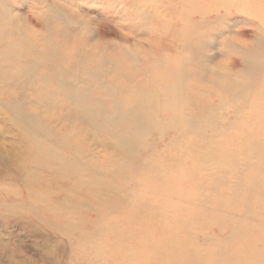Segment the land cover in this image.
Wrapping results in <instances>:
<instances>
[{"label": "rangeland", "instance_id": "374dc122", "mask_svg": "<svg viewBox=\"0 0 264 264\" xmlns=\"http://www.w3.org/2000/svg\"><path fill=\"white\" fill-rule=\"evenodd\" d=\"M15 1L10 6L24 20L41 7V0ZM182 1L156 2L160 20L150 26L169 36L138 48L142 61H130L136 68L118 65L104 77L92 67L83 77L65 76L66 56H76L79 46L57 42L55 24L48 29L31 21L24 27L27 20L18 17L9 33L0 32V264H235L264 250V193L252 186L264 170L252 156L255 150L264 157V69L255 90L244 97L243 90L238 106L216 111L211 126L151 130L145 146L129 140L132 146L120 147L123 152L114 143L134 131L132 116L121 118L117 111L160 90V77L174 72L178 58L162 64L161 57L172 55L161 46L164 40L179 45L184 24L205 25L203 59L192 66L203 72L196 78L206 95L190 93L191 85L184 113L189 120L202 118L206 105L232 100L237 58L264 63V0H188L192 11ZM235 1L245 8L232 6ZM81 6L93 21L105 14L100 6ZM43 34L55 42L48 45ZM109 40L121 42L115 34ZM92 64L99 65L96 59ZM158 65L163 69L157 78ZM92 72L99 73L91 83L97 89L74 102L60 77L72 82L66 87H81ZM103 86L106 91L99 90ZM97 100L109 118L96 116L92 127L81 109ZM170 113L157 112L162 125ZM89 190L94 198L86 196ZM171 241L177 256H168Z\"/></svg>", "mask_w": 264, "mask_h": 264}, {"label": "bare ground", "instance_id": "6f19581e", "mask_svg": "<svg viewBox=\"0 0 264 264\" xmlns=\"http://www.w3.org/2000/svg\"><path fill=\"white\" fill-rule=\"evenodd\" d=\"M12 1L16 3L15 0H7V2H5L4 0H0L1 34L5 31L9 33L12 27L17 24L18 17L19 20H24L21 19L22 17L20 16L19 11H17L18 9L12 8L10 6ZM158 1L161 0H41L40 9H33L30 11L27 17H23L25 18L24 21L27 20L24 24V27L26 26V24L29 25L31 21H33L34 27L36 26L35 23L39 22L43 25V27H47L48 29L53 28L52 26L53 24H55V28H57L56 35L58 36L57 42L63 41L62 43H65V45L66 43H68V47L71 48L72 46H74V43L79 46V52L76 56L71 57L70 54L69 56H66L65 60L66 63L68 61L71 72L70 70L67 71V69L64 70L66 72H64L65 76H68V74H70L72 75L71 79L75 77L77 78L79 76L83 77L81 75L84 74V69H90V67H92L93 69L101 72L104 77L105 73L113 70L114 67L118 65L120 66V68L125 69V64L128 63L129 68H136L130 61H132V59H138L139 56H136L139 54L137 53L138 48H144L146 46L152 47L155 44V40H161L164 37L169 36L166 30H163L158 35L157 32L150 26V23L157 19V17L160 20L159 11L156 9H158V6H161V4L159 3L158 6L154 8L155 3ZM225 1L226 0H220V2L223 4H225ZM166 2H169V0H166ZM188 2V0H183L181 4L184 6L185 11H192ZM19 3L20 2H18V4ZM82 3L98 7L100 6L105 13L102 15L101 21H93L91 19H88L87 16L83 15L81 10H83L84 7L81 6ZM231 5L239 7V9L245 8V6L241 5L238 1L231 3ZM249 8L252 10V12L256 10V7L251 5L249 6ZM246 10H248L247 7ZM259 17L264 21V13H260ZM161 22L163 21L161 20ZM201 24L204 25V23ZM201 24H191L192 26L184 24L180 32V43L177 46L172 44L171 42L167 43L165 40L163 41L164 45L161 47L168 53L170 52L172 56L165 55V57H161L163 61L162 64L173 62L178 58L174 72L166 73L168 78L163 80V75L161 74L163 68L159 65L155 67L156 69L154 70L157 73V78L162 75V77H160V81L158 82L160 90L155 89V91H152L148 95L144 93L145 95L142 96L141 100L134 103L131 100L129 103H127L125 111H117L116 116L118 117H125L126 114L132 116V119H130V121L132 126L134 127V131L130 136L123 135L119 138L116 136L114 138L116 148L120 149L121 147L123 150H125L126 148L131 147L132 145H130L129 140H139V146H145L144 140L147 133L151 130H159V132H162L165 131L167 127H169V129L176 128L174 126H180V128L190 127L191 129H202L203 125L211 126L215 123L213 122V118L214 116H216V111L226 109L230 105L238 106V102L241 101L242 95L243 97L247 96L249 92H253L255 90L253 89L255 88L254 86L257 83L255 81L260 76L259 72H263L264 63L261 65H257L251 59L249 61H246L237 58L241 65V68L238 71H234L235 76L231 80V85L233 86L235 92L232 100L230 102L218 103L215 107H211L210 105L204 106L203 108L205 109V114H203L202 118L200 119L190 118L189 120L187 118V115H185L184 113H186V109L188 107V102H186V100H188V90L190 89L191 85L193 87L192 89H190V93L195 95V93L199 92L198 96H202V94L206 95V93L201 90L200 86L197 84V81L199 80L196 78L200 77L203 72L200 69H196L193 67L194 61L196 59H198L199 57L203 59V57H201L199 54L204 55L203 45L205 44V42L202 40L204 28ZM4 25L6 28L2 29ZM105 30H110L111 33H103ZM112 34L119 36L121 42L116 44V41L113 42L109 40ZM46 35L47 34H43V36L46 37L45 40L47 41L48 45H51L53 42H55L54 39H48ZM127 40L133 42L134 46L132 48L130 47V45L126 44ZM95 47L97 49H95ZM93 48L95 50H93ZM119 50L121 51V56L120 52H118ZM81 57L83 58V62ZM3 58L6 57L3 56ZM88 59H93L94 61L96 59L99 65L95 66L94 64H92L94 61L89 64L87 62ZM109 59H111L112 62H109ZM139 60L142 61L140 57ZM27 71L29 73L30 68L27 69ZM98 75L99 73L92 72L90 75L84 77L89 81V83H84L81 85V87L77 86L73 88L66 87L68 86V83L72 84V82L69 79H64L66 77L61 76L60 85L64 88L62 90L67 89L66 91L68 95H70L74 102H77L78 100L82 101L97 89V87L92 86L91 83L92 81H96ZM236 75L239 76L241 80L238 79ZM99 78L102 79V77ZM170 78L171 81L168 82V79L170 80ZM101 79L98 83L105 84ZM88 85L90 86L88 87ZM194 85H198L196 90ZM58 89L60 90V88ZM99 90L106 91L107 88L103 86L99 88ZM109 92H112V90H109ZM163 98H169L170 105L164 103ZM156 99L160 100V102H157ZM11 105V110L15 112L16 115H21V109L17 107L18 105ZM262 107H264V104ZM160 108L169 110V112H171V120L168 121L166 125H162L157 118V112L160 110ZM216 108L218 109L216 110ZM81 111L83 116H86L90 120L92 127L96 116H100L102 118L107 117V119L109 118V113L104 110L102 102L98 100L95 103H92L87 108H82ZM261 124H264V122ZM54 148L55 147H53V149ZM122 149H120L121 152H123ZM252 156L257 157L259 161L258 165L264 168L263 154L259 151L257 153L254 150V155ZM114 157H116V155H114ZM81 162L82 161L77 162L78 166L80 167V164H82ZM252 186H256L259 189H262V192L264 193V170L258 180L252 181ZM99 191L103 195L107 193V191L103 188H101V190ZM86 196H89V198H94V192L89 190L88 192H86ZM251 216L252 212L250 209H248L246 211L245 217L249 218ZM177 248L178 245L175 241L169 242L168 256H177ZM234 250L235 249H233L232 251ZM263 256L264 250L258 251L252 254L248 260H242L240 262L237 261L235 262V264H257L259 262V259ZM177 262L179 264H186V262H179L178 260ZM225 262L228 261L225 260ZM14 263L15 262H10V264ZM192 263L204 264L201 260H194Z\"/></svg>", "mask_w": 264, "mask_h": 264}]
</instances>
